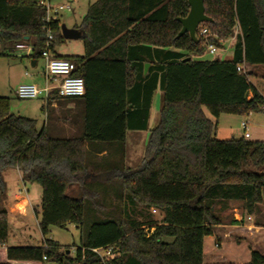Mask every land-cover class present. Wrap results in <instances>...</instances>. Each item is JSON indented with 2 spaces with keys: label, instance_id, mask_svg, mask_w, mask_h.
<instances>
[{
  "label": "trees",
  "instance_id": "trees-1",
  "mask_svg": "<svg viewBox=\"0 0 264 264\" xmlns=\"http://www.w3.org/2000/svg\"><path fill=\"white\" fill-rule=\"evenodd\" d=\"M40 1L0 0V42H30L29 57L38 60L50 29L51 53L74 63L73 74L84 81V94L70 97L83 102V136L50 137L35 119L11 113V98L0 96V264H240L205 262L203 242L211 235L217 243L229 237L231 232L219 235L216 228H228L222 212L231 202L239 204L243 215L260 212L264 140L217 139L216 121L203 108L213 119L264 111V96L245 70L247 65L264 66V0H203L211 21L198 26L195 39L188 33L178 36V18L189 11L187 0H96L74 27L82 32L83 45V54L74 56L56 53L65 40L61 23L58 18L45 21ZM202 29L207 32L201 34ZM231 37L232 59L192 58L208 44L222 48ZM137 48H153L162 58L133 60ZM145 62L150 66L143 73ZM157 84L159 118L149 130L139 168L90 165L87 142H123L129 128L147 130V108L136 113L131 103L142 93L147 105ZM59 97L52 89L47 103ZM7 169L18 170L24 183L40 185L38 228L43 237L50 227L72 224L81 230L72 255L69 246L61 250L50 239L36 246L6 245ZM93 173L113 189L121 204L118 214L104 211L96 197L103 192L96 185L101 182H87ZM228 224L232 228L237 222ZM255 225L264 227L258 221ZM106 246L112 251L103 263L91 249ZM243 264H264V252L251 248Z\"/></svg>",
  "mask_w": 264,
  "mask_h": 264
},
{
  "label": "rangeland",
  "instance_id": "rangeland-1",
  "mask_svg": "<svg viewBox=\"0 0 264 264\" xmlns=\"http://www.w3.org/2000/svg\"><path fill=\"white\" fill-rule=\"evenodd\" d=\"M96 0H46V4L51 8H56L60 5L70 6V10H62L57 14V18L60 20L61 24H64L68 28L79 26L85 15L86 9L89 4ZM202 24V23H201ZM200 24V25H201ZM237 31V30H236ZM234 38V37H233ZM233 42L234 39L228 38L224 43L222 48L211 54L208 52L207 47L201 55L192 56L195 60H229L233 58ZM26 44L30 47V42L26 41ZM26 48H17L13 43L0 42V56L2 54H14L18 59L11 62L15 66H10L7 68L6 63L0 60V94H5L11 97L10 101V112L24 116L28 118H33L37 120V126L42 128L45 126V130L48 136L53 138H70V137H82L83 136V118H84V105L80 98H70V97H59L57 101L63 104L64 107L60 111V120L54 119L49 112L48 118L45 117V113L40 112V106L43 104L40 100L35 99H18L12 92H9L7 88L8 81H18L20 78V71L22 73L26 70L27 72H43V60L38 59V64L36 67H31L30 61L25 54ZM56 50L60 55L63 56H74L82 55V39L74 40H64L56 46ZM132 52L131 59L135 60H153L158 61L162 58L157 54L156 50L151 48L150 51L143 49H136ZM174 51V50H172ZM157 55L159 57H157ZM145 62L143 64V68ZM245 70L250 71L249 81L252 85L264 96V66L260 65H247ZM40 73V74H41ZM40 77V76H39ZM144 83L141 82L139 85L144 88ZM139 87V86H138ZM7 92V93H6ZM1 96V95H0ZM160 96L161 90L157 84L154 91L150 95L148 104L147 100L141 98L138 102L131 103L133 110L141 112L143 106L147 108V130L139 128H129L126 133V139L123 142H98L89 141L87 142V160L90 165H95L102 162L103 164L116 165L118 168H129L131 170H136L142 164V159L144 156V149L147 142L149 130L152 129L158 122L159 106H160ZM131 99V98H129ZM71 102V106H65L67 103ZM76 103V104H75ZM76 105V106H75ZM206 117L216 121V133L217 139H230L243 137V128L241 122L245 121L247 125V132L250 134V138L247 140H264V111L250 112L247 115H235V114H221L217 119H213L206 108H203ZM100 145H104L108 151L109 156L98 158L94 155L95 150L100 148ZM4 180L7 184L8 193L20 192L21 195L27 197L30 200L31 205H33L37 211L40 210V198H41V187L37 183L22 182L14 169H7L3 172ZM93 181L96 183L101 182L98 188L103 190L99 192L96 196L100 198L99 201L105 208L104 211L112 210L115 213L120 212V202L116 200L113 189L110 185L105 184L104 181L100 180L99 176L95 177ZM13 193V194H14ZM12 194V195H13ZM19 194V193H18ZM13 196L9 194L4 202V205L9 213V219L11 225L19 220L18 210L15 212H9L10 208L13 206ZM20 207V205L18 206ZM240 212V206L236 202H231L229 208L222 212V219L224 225L228 228H216V233L220 235L221 231H227L230 233L229 237L224 240L222 238L219 240V247L213 246L214 238L211 236L205 237V245L207 248L213 249L214 253H220L222 255L221 261H232L236 263H246L249 259V250L251 248L258 249L264 252V227H256L255 222L258 221L264 224V204L260 207V212L258 214H251L252 222L249 223L245 219L236 224V227H229L228 224L231 220H234L233 213L234 210ZM31 211V210H30ZM154 217H159L157 211L152 210ZM244 214V218H245ZM39 218V215H38ZM252 224V226H249ZM24 232L23 236L17 239L8 237L7 241L9 246H36L40 245L44 239H50L56 242L61 250L70 247L67 253L73 254V246H79L80 236L82 232L80 229L76 228L72 224H68L65 228L50 227L49 233L46 237H43L40 230L36 224L35 219H24ZM232 230V231H229ZM244 231H247L244 235ZM86 229L83 231V235ZM25 233V234H24ZM27 233V234H26ZM29 235V236H27ZM224 253V254H222ZM209 262L208 259L205 260ZM47 264H58L56 261H49Z\"/></svg>",
  "mask_w": 264,
  "mask_h": 264
},
{
  "label": "built area",
  "instance_id": "built-area-1",
  "mask_svg": "<svg viewBox=\"0 0 264 264\" xmlns=\"http://www.w3.org/2000/svg\"><path fill=\"white\" fill-rule=\"evenodd\" d=\"M40 4L44 5L46 8V17L45 21L49 22L53 19L57 18V14L62 10H70V6L68 5H60L56 8H51L46 4V0H41ZM206 29L201 30V34H205ZM53 37L50 32V29L46 31V43L45 49L41 53V59L43 60V73L45 77V85L43 87H38L35 84L24 83L19 84L15 89V96L18 99H36L38 97H44L47 99L49 92L52 89L57 91V95L60 97H81L84 94V81L81 76L74 75L76 67L74 63L71 61L54 56L51 53L50 46ZM17 48H26L28 52H31L32 47L25 45L24 43L16 45ZM207 50L209 53L213 54L218 50L213 44L207 45ZM237 70H241V67H237ZM50 81L56 82L55 85H51ZM264 109V107H263ZM241 126L243 128V138L248 139L250 134L247 132V125L245 121L241 122ZM154 211V210H153ZM234 221L241 222L243 219L252 222L251 214H246L245 218L243 214L236 209L233 213ZM249 226H252L250 224ZM254 227V226H252ZM148 229H145L147 232ZM214 246L216 248L219 247V243L215 242ZM112 247L106 246L101 248H92L91 252L96 254L104 263L106 259L111 255Z\"/></svg>",
  "mask_w": 264,
  "mask_h": 264
},
{
  "label": "crops",
  "instance_id": "crops-1",
  "mask_svg": "<svg viewBox=\"0 0 264 264\" xmlns=\"http://www.w3.org/2000/svg\"><path fill=\"white\" fill-rule=\"evenodd\" d=\"M72 28H74V27H72ZM232 39H234V38L232 37ZM24 44L27 45L26 43H24ZM233 44H234V42H233ZM30 47H31V45H30ZM82 50H83V45H82ZM26 52H27V54H25V56L28 57V59H29V61L31 63L32 60L29 57L30 52H28L27 50H26ZM56 53L58 55H60L57 52V50H56ZM60 56H63V55H60ZM16 59H18V58L14 54H7V55L2 54L0 56V60H3L4 62H7L6 63L7 68H9L10 66H15L11 62L16 61ZM37 64H38V60H36L34 67H36ZM149 66H150V64H148L146 70H144V68H143V73H145L147 71V69L149 68ZM19 73H20V78H18V81L15 82V81L12 80L11 82L8 81V83H7V88L9 90V92H12L14 95H15V89H16V87L19 84L30 83V84H35L38 87H43L45 85V81L46 80H45V77H44V73L43 72L42 73L40 72L41 73L40 74L39 72H36V73L35 72H27L25 70L23 73H22V71H20ZM50 84L51 85H55L56 82L50 81ZM0 95L1 96L10 97V96L5 95V94H0ZM139 96H140V100H141L142 93H139ZM35 100H40L43 103L40 106L39 109H40V112L45 113V117L46 118H48L49 112H51V116L54 119H57V120H60L61 119V117H60V111H61V108L64 107L63 104L59 103L56 99L55 100H51L50 103L48 104L47 103V100L44 97H38ZM71 104L72 103L69 102L65 106H69L70 107ZM257 140H260V139H257ZM87 145L88 144L86 143V148H87ZM94 155L96 157H98V158H103L106 155V148H103V147L101 148V145H100V148L99 149L97 148V150H95ZM14 170H16V169H14ZM16 172H17V174H18V176H19V178L21 180V175H20L19 171L16 170ZM96 174L97 173H95V174L93 173L94 176H92L89 179H87V182H90V181L95 180L96 179L95 178L96 177ZM13 193L14 192L8 193V191H7V196L9 194H11V196H13V200H15V202L13 203V206L10 208L9 212L11 213V212H15L14 210H16V211L18 210V212H19L18 214H19L20 217L18 219L19 221L13 223L12 225L10 224L11 221L9 219V235H8V237H12L13 239H17V238H20L21 236H23L22 231L24 232V228H25L24 219L25 220L28 219V218L29 219H35L36 220V224L38 226V215H39V211H37V209L33 205H31L30 200L27 197L21 195L20 192H18L19 194L18 193H14L13 194ZM19 205H20V207H18ZM7 212H8V210H7ZM8 218H9V213H8ZM152 230L153 229H151V231ZM27 236H29V235H27ZM211 237L214 238V243H215V236L214 235H211ZM214 243H213V246H214ZM6 245L7 246L9 245L8 244V241H6ZM203 251H204V261L206 259H208V261L210 263L223 262V261H221V259H223V258H222V255H220V253H214L213 252V249H210V248H207L206 247V245H205V238H204V242H203ZM222 254H224V253H222Z\"/></svg>",
  "mask_w": 264,
  "mask_h": 264
},
{
  "label": "water",
  "instance_id": "water-1",
  "mask_svg": "<svg viewBox=\"0 0 264 264\" xmlns=\"http://www.w3.org/2000/svg\"><path fill=\"white\" fill-rule=\"evenodd\" d=\"M189 5V11L185 17L178 18L181 23V29L178 36L188 33L191 39H195V32L198 26L204 22H210L211 18L205 15L203 0H187ZM61 36L66 40L79 39L82 32L76 28H68L64 24L60 25ZM185 60H189L187 57ZM36 60H32L31 67L35 66ZM148 64H145L144 70H146Z\"/></svg>",
  "mask_w": 264,
  "mask_h": 264
}]
</instances>
